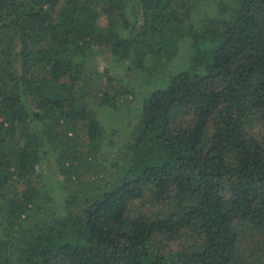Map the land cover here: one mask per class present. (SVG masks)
<instances>
[{
	"label": "trees",
	"instance_id": "1",
	"mask_svg": "<svg viewBox=\"0 0 264 264\" xmlns=\"http://www.w3.org/2000/svg\"><path fill=\"white\" fill-rule=\"evenodd\" d=\"M246 230L264 264V0H0V264H247Z\"/></svg>",
	"mask_w": 264,
	"mask_h": 264
},
{
	"label": "rangeland",
	"instance_id": "2",
	"mask_svg": "<svg viewBox=\"0 0 264 264\" xmlns=\"http://www.w3.org/2000/svg\"><path fill=\"white\" fill-rule=\"evenodd\" d=\"M105 60L106 62L109 61V56L105 55ZM176 62V60L174 61ZM174 63L170 64L167 66L166 70L167 71H172ZM178 66V65H177ZM157 75H161V73H158ZM138 77V78H137ZM131 78L132 80H138V81H131L130 86L133 87V90L135 91L134 95H125L124 98H128L132 101V107L131 108V113L134 114L135 110L139 108V104L141 102V95H142V91L144 89H146L147 87H145V85H138L139 83H143L146 79H143L141 76L139 77L138 74L136 72L131 73ZM119 108H114V110H109V116H107V118H110L111 121H114L115 124L120 125V123L126 124V117L129 118L128 116H126L125 112L128 110V108H126L127 104L126 102H123L122 105L118 104ZM130 109V108H129ZM115 116V118H114ZM117 119V121H116ZM127 133V129H121L120 130V134L122 136H126ZM40 175H46V174H51L53 173V168L52 167H48L47 164L43 165L42 168H40ZM55 174V173H53ZM53 178V177H52ZM55 198L56 199H60L61 196L60 194L57 192L55 193ZM164 213V210H162L160 207H156L155 208V214L154 216H156L158 214V216H162ZM253 234H252V230H246L244 233V238L242 239L239 247H238V258L240 259V261L242 263L247 262V264H258L257 262H249L250 261V257L252 254V250L254 248L253 246Z\"/></svg>",
	"mask_w": 264,
	"mask_h": 264
}]
</instances>
